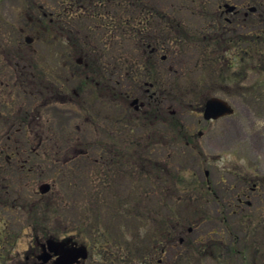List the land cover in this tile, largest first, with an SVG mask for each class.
<instances>
[{
  "label": "trees",
  "instance_id": "16d2710c",
  "mask_svg": "<svg viewBox=\"0 0 264 264\" xmlns=\"http://www.w3.org/2000/svg\"><path fill=\"white\" fill-rule=\"evenodd\" d=\"M252 4L255 7L252 13L253 41L249 40L253 50L248 55L241 54L246 63L254 57L262 59L261 54L264 53V0H252ZM160 12L162 9L159 7L151 13L156 16L161 15ZM258 23L263 26H257ZM205 28L214 34L211 32L214 28ZM182 29L175 28L179 31L174 37L178 47L189 39ZM243 37L245 40L246 36ZM200 41L205 43L202 35ZM212 44L209 40L205 45L212 47ZM249 55L253 56L249 58ZM78 57L83 58L82 64L75 62L74 58ZM122 57H125L126 71L130 74H122L119 65L122 62L112 66L106 62L103 68L95 67L100 62L118 59L108 51L65 52L62 53L63 63H71L62 65L59 80L53 65L41 67L35 61L48 73L39 70L45 78L42 80L33 69L35 63L28 57L24 58L26 61H19L23 60L19 53V60L14 63L16 71L13 78L15 72L18 73L25 88L21 94L14 93L20 98H25L22 94L28 97L29 102H24L29 106L20 108L22 116L15 118L20 121L15 120L13 129L3 137L4 143L0 140V193L8 194L14 188L16 194L13 193V203L0 205L13 214L23 213L26 216L24 220L43 238L70 235L82 242H92V246L99 248L95 254L99 261L96 264H170L175 258L192 260L196 254H201V238L198 235L192 237L193 233L203 224H210L207 223L210 211L221 214L225 205L214 182L201 180L195 171L188 173L187 180L183 175L173 177L174 186L171 188L169 160L174 156V145L183 144V147L191 146L194 150L199 148L193 138L187 136V126L182 117L189 111L197 112L209 95L201 98L195 86L186 81L171 83L166 80L170 71H159L161 65L149 52H126ZM208 61L213 62L214 59ZM241 67L220 72V83L239 84L248 71L258 69L264 73V69L262 71L258 67ZM150 72L154 73V77L149 75L153 81L147 79ZM171 73L178 75L180 69H172ZM140 77L144 80L138 82ZM147 81L153 85H147L146 106L137 112L129 102L136 89L140 87L141 90ZM200 81L195 83L201 85ZM34 84L39 88L36 89ZM16 86L18 81L15 82V91ZM250 88L249 91L260 90L258 87L255 90ZM58 96L60 101L54 100ZM48 98L54 100L52 104L56 109V105L68 103L76 115L74 120L66 126L59 124L57 113L51 114L49 121L38 120L41 118L37 114L40 108L33 104ZM171 109L172 124L167 127L163 120L167 110ZM148 120L149 127L145 123ZM18 130L22 132L19 135ZM8 141L16 144L11 147ZM189 141L192 144H188ZM22 144L28 146L27 157L21 156L24 152ZM13 159L16 163L21 162L27 180L10 176L12 170L8 163L14 162ZM46 169L50 170L52 177L49 178L53 184L48 192L42 193L39 185L48 178ZM122 169L124 177L131 179L124 189L122 184H116L122 180ZM32 174H36V180L30 179ZM33 181L37 183L34 186ZM141 182L150 186L144 188ZM204 190L208 198L210 196L223 208L206 203L207 216L201 219L196 208H201V191L203 193ZM153 191L157 192L155 196L151 195ZM245 194L241 191L235 195L238 205L244 202L242 196ZM225 220L222 216L221 223ZM59 221H63L60 224L66 228L69 226L64 233L53 231L52 227ZM226 227L230 230L228 224ZM96 236L99 240L95 239ZM232 241L234 244L237 242ZM185 242L188 243L184 245ZM211 255L215 256L214 251ZM36 256L34 253L32 257ZM1 258L4 262L0 261V264L11 261L5 252L1 253ZM30 264H36V260Z\"/></svg>",
  "mask_w": 264,
  "mask_h": 264
},
{
  "label": "rangeland",
  "instance_id": "374dc122",
  "mask_svg": "<svg viewBox=\"0 0 264 264\" xmlns=\"http://www.w3.org/2000/svg\"><path fill=\"white\" fill-rule=\"evenodd\" d=\"M169 1H173L174 6H177L170 13L174 18L173 21L179 24V26H177L178 29L184 28L182 30H184L185 35H189V39L187 43L180 45V47H178L177 42H174L173 45H175V47L171 49V51H163L158 55V62L161 65L159 71L164 72L167 70L171 72L172 69H180V73H177L178 75L174 73H171V75L169 72V75H166V80H169L171 83L186 81L188 84L195 86V91L198 93L200 92L201 98L205 95H217L228 100L235 108L234 114L213 120H205V118L200 116L197 112L191 111L187 112L182 117L187 128H191L190 130L195 131L196 135L202 131L203 133L196 141L197 147H199L196 150L190 146L183 147V144L178 147L174 145V156L169 160L171 170V175L169 176L170 186L171 188L174 186L172 184L173 177L183 175L187 180L190 171H195L197 175L199 173L201 180L206 179L205 171L208 170V178L211 182H214L217 194L221 197L225 206L223 208L218 202L214 203V200H212L210 196L209 198L208 195L206 196L205 190L203 193L201 191V208H196L198 215H201V219L206 215V203H208V206L215 204V206L223 208L224 210L221 214H217L216 211L211 213L210 211V214L208 216L206 215L208 218L207 223L210 222V224H203L193 233L192 237L195 238L198 235L201 238V254H196L192 260L185 258L178 260L175 258V260L170 261V264H264V73L261 74V72L257 71L258 69L256 71H248L244 74L239 84L236 82L220 83V72L226 71L230 67H228V63L224 64L216 60L215 62L211 61L212 63L209 62L208 59L211 60L216 53L212 49L213 47L209 48L205 45L206 41L204 44H201L200 41L201 23H210L212 17L210 14H208L207 17H202L201 13L205 15L209 11L217 10L218 6H220V1ZM224 1L244 4L246 0ZM20 2L21 0H5L1 4L2 14L9 15L13 11L17 13V6ZM166 2H168V0L156 1V3L165 6ZM178 7H181V9ZM244 25L246 26L245 23ZM263 25L257 24L259 27ZM211 32H214V30H211ZM155 36L160 37L159 34ZM14 37L13 35V38ZM11 41L12 40H10L8 36L3 35L0 39V46L7 47L12 52L14 74V71H16L14 63L16 64V61L19 60V52H16V47ZM40 49L45 50L46 48L40 44ZM203 50L205 51L204 53ZM108 52L114 54L115 57L118 56V59L115 61L109 60L102 63L100 62L99 64L102 66L96 64L95 67L103 68L106 62H108V65H116L119 62L125 64V57L123 59L122 56L126 52L117 50ZM52 53L53 52L49 51H38V53L20 51L23 60L19 61H26L24 58L28 57L33 63H35V61L38 62L37 65L39 64L41 67H44V64L54 66L56 59L51 55ZM202 53L205 55V61ZM230 54L231 53H226L227 56H230ZM262 55V59L254 57V59H251V63L263 71L264 62H262V60L264 59V53H262L261 56ZM162 56H166V58L163 59ZM3 57L5 58V56ZM111 57L113 56H110V58ZM249 58L251 57L249 56ZM246 62L247 61L239 65L236 64L231 67V69H242L241 66ZM37 65L36 63L33 65L38 68L34 67V71H36L38 77L45 80L40 71L44 72V74L48 73ZM129 66L131 65L129 64ZM149 75L154 77V73L152 72L148 73L147 76ZM20 78L18 73L15 72L14 82L18 81V87L16 86L17 89L15 92L19 94H21V91L25 88ZM147 79L152 80L150 76L147 77ZM139 80H144V77L137 79L138 82ZM197 80H201V85L195 83ZM255 82L258 83L253 86L254 88H251L255 90V87H258L260 90L249 91L250 86ZM180 86L184 88V86ZM34 87L37 89L39 85L34 84ZM19 94L15 93L14 96V102L17 103L13 109L12 115L14 122L15 120L20 121V119H15L18 115L22 116V111L20 110L21 106L18 107V103H23V101H26V103L29 102L28 97L26 98V96L22 94L25 98H20ZM142 99L144 100L145 98L142 97ZM30 101L33 102V98H30ZM39 103V101H36L33 105L38 107ZM56 107L57 109L52 104V106L47 107L48 109H39L40 111L37 112V114L41 112L46 113L47 110L51 114L57 113L58 123H62L65 126L68 125L71 120H74L73 118H75L76 115H74L75 113L70 107L60 105H56ZM192 109H195V106L192 107ZM31 115L33 119H35L34 114L31 113ZM45 119L38 118V120ZM146 122H149V120L145 121V123ZM0 127L3 129V126ZM61 129L62 128H60L59 131H61ZM20 133L22 132L18 130L17 134L19 135ZM7 135L8 132L0 130V138H2L0 140L2 143L5 142L3 137ZM18 143L20 145L22 141ZM49 143L50 142L47 144L49 145ZM7 144L12 147L16 143L8 141ZM22 146H24V152L21 156L27 157L29 153L27 151L28 146L26 144H22ZM200 150L201 153L199 152ZM13 161L15 162L14 159ZM14 162L8 163V166H10L12 170L10 176L12 177L15 175L20 179L27 180L21 162ZM124 168L125 167H123V169ZM123 169L122 180L117 181L116 184H122L124 189L129 186L131 179L124 177ZM45 174L48 178L42 182L40 181V184L46 182L53 184V181L49 178L51 176L50 170L46 169ZM29 177L31 180H36V174H32ZM240 179L249 181V189L252 191L243 195L242 200H244V202L238 205L235 195H237L243 187V183ZM34 183H36V181L32 182V186L35 185ZM141 184L144 188L150 186V184L146 182H141ZM13 189L14 188L8 191V194L5 192L0 193V204L13 203L15 200L14 195H16ZM156 194L157 192L153 191L151 195L155 196ZM2 205H0V261L4 262V259L1 258V253L5 252L6 256L9 257L11 261H5L4 264H25L24 260L27 251H30L35 246V234L38 235L37 230L29 226V223L24 220L26 216L23 213L18 212V214H13L14 212L10 211V209H3V207H1ZM187 212H189V210H187ZM222 216H225L226 219L224 223H221ZM60 223L64 222L59 221V223L52 227L54 229L53 231H63L64 233L69 226L66 228ZM226 224H228L231 231L227 229ZM38 236L42 238L41 235ZM95 239L99 240L98 236H96ZM218 240L222 241L220 242ZM232 240H237V242L234 244ZM186 243L188 242H185L184 245H186ZM96 251L97 250H95V252ZM212 251H214L215 256L211 255ZM97 259V255H95L91 257L87 264L99 263Z\"/></svg>",
  "mask_w": 264,
  "mask_h": 264
},
{
  "label": "flooded vegetation",
  "instance_id": "af4514ba",
  "mask_svg": "<svg viewBox=\"0 0 264 264\" xmlns=\"http://www.w3.org/2000/svg\"><path fill=\"white\" fill-rule=\"evenodd\" d=\"M4 1L0 0V39L3 35L8 36L12 40V44L15 45L16 52L19 53L20 51L27 53L53 52L56 59L54 72L57 79L58 77L61 79L62 65L67 66L71 63H63L62 53L114 50L149 52L150 56L154 57L158 63V55L161 52L173 49L174 31L179 32L175 30L178 23L173 21L174 18L170 14L177 6H174L173 1L169 0L166 2V6L156 3L158 0H21L17 6V13L13 11L9 15H3L1 4ZM219 1L220 6L217 10H214L213 14L209 13L212 15V22L201 23V35L202 40L206 43L209 40L213 43V48H209H212L216 53L212 57L214 62L216 60L224 64L228 63V67L231 68L245 62L242 53L248 55L253 50L250 46L253 41V4L252 0H246L244 4ZM157 5L162 9V12H160L161 15L155 16L151 12L159 8ZM232 6L234 7L232 8ZM181 7L178 8L181 9ZM202 16L207 17L208 14H202ZM206 26L214 28L212 29L214 34H211L210 30L205 28ZM156 34H159L160 37H156ZM244 35L246 38L242 40ZM240 36H242L241 41ZM40 44L46 49H40ZM226 53L231 54L227 56ZM203 57L205 61L204 54ZM238 57L239 61H237ZM162 58L164 59L166 56H162ZM74 60L78 63L79 59L74 58ZM248 62L244 66L255 67L251 63L252 61ZM44 66L50 67L51 65L44 64ZM120 67L122 74L124 71L126 74H130L126 71L124 63L120 64ZM13 68L12 52L9 48L0 46V126H3V129L0 127V130L5 132L13 129L12 115L17 104L14 102ZM149 84L153 85L152 82L147 81L141 90L138 87L136 94L129 102V106L137 112L146 106V100H143L142 97L145 98ZM134 97L139 99L138 103L134 102ZM54 100L60 101V97L58 96ZM54 100L48 98L40 102L36 108L46 109L52 106ZM205 103L206 101L197 109L198 114L202 117ZM63 104L67 106L68 103ZM20 106L25 107L26 103L24 101L18 103V107ZM167 113L163 122L168 127L172 124L173 110H167ZM41 114L43 115L41 116ZM38 115L42 119L46 118L45 122L49 121L51 113L47 110L46 113H38ZM190 129L187 128V136L192 137L196 142L203 131L196 135L195 131ZM240 180L243 183L241 191L251 192L252 190L248 186L249 181ZM34 249L39 251L38 259L45 253L44 246L40 244ZM27 257L29 258V255ZM53 260L54 258L49 261V264H52Z\"/></svg>",
  "mask_w": 264,
  "mask_h": 264
},
{
  "label": "water",
  "instance_id": "95a60500",
  "mask_svg": "<svg viewBox=\"0 0 264 264\" xmlns=\"http://www.w3.org/2000/svg\"><path fill=\"white\" fill-rule=\"evenodd\" d=\"M234 108L225 99L213 96L210 97L204 109V117L206 119H217L223 115L232 114ZM50 188L49 184H45L41 187L43 191H47ZM47 245L49 251L42 258L44 264L51 257L52 253L58 255L57 259L53 264H75L79 263L82 259L88 257V249L86 245L77 246L76 242H73L71 238H66L63 240L49 239L47 240ZM52 252V253H51Z\"/></svg>",
  "mask_w": 264,
  "mask_h": 264
}]
</instances>
